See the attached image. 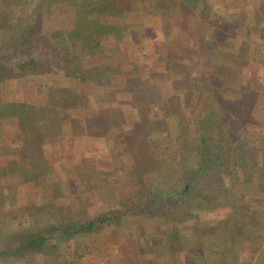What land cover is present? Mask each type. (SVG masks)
Listing matches in <instances>:
<instances>
[{"label": "trees", "instance_id": "trees-1", "mask_svg": "<svg viewBox=\"0 0 264 264\" xmlns=\"http://www.w3.org/2000/svg\"><path fill=\"white\" fill-rule=\"evenodd\" d=\"M174 3L176 4L171 6ZM216 3L217 0H0V28L4 31L3 37L0 34V41L3 40L0 44V126L4 121L12 122L17 125L15 126L17 134L18 129L25 132L26 138L20 140H24L28 147L20 154L23 156L27 154L29 157L39 150L38 145H42L44 139L47 140L44 127L35 125L45 117L50 116L57 122L55 124L60 126V123L64 121L67 123L70 119L80 118L90 121L95 120L98 114L105 113L106 118L102 120L104 124L99 120L104 127V133L108 135V132L117 126L120 133V138L119 134L114 138L120 141L121 146H113L110 154L114 168L125 170L128 174V182L132 185L129 194L120 204V210L126 214L140 211L142 214L144 212L157 217L165 216L167 212L164 211L167 210L165 208L161 210L160 205L153 209L156 199L159 195L162 196L161 189L154 190V188L155 185L161 186L171 181L172 172L183 174V182L180 188H177L178 184H172V187L166 190L164 202L169 205L171 202L177 201L182 204L192 200L198 208H201L207 200L219 202L230 197L232 191L229 186L235 187L246 183L245 178L247 176L248 179L251 172L245 169V161L248 157L246 158L245 155L246 149H243L249 141L246 139L238 141L237 136L248 131L247 136L251 134L252 139L250 144L257 139H260L261 143L264 141V132L261 131L264 130V123H259L261 120L259 116L262 113L259 106L264 102L262 91L264 87H260V75L254 69H252L253 74L250 75L251 80L254 81L252 88L245 86L246 75L241 72V68L249 66V58L248 61L242 58L244 54L241 48L232 49L233 46L236 48L241 43L236 39L243 27L242 6L239 4L240 7L232 12L227 9L228 0L221 1L217 9ZM34 4H36L34 8L28 10V7ZM184 5L187 6V14L192 15L193 18H196V15L200 17L196 28L192 25L188 30L192 39L197 40L199 37V40L194 45L191 43L190 45H193L191 48L188 46L185 50H178L180 53L176 49L166 50L171 53L167 56L162 50L159 52L158 60L166 61L164 67L168 65L171 68L172 59L181 62L183 72L179 68L180 71L174 73L182 77V84L176 83L182 86L174 90V95L168 103L161 101L162 112L154 115L151 101L147 98L151 86L148 84L143 89L141 85L143 82L138 80L151 79L150 83L156 85L158 76L145 78L137 71L139 69L135 68L134 73L128 76L131 82H126L125 85L112 83L113 75L120 68L117 67L118 62L108 50V46L106 47V43L113 37L110 35L111 32L121 37V34H117L121 29L112 26L110 22H123L127 17L149 14L165 15L174 9L182 10ZM72 6H75L78 12L74 21L69 22L72 27L70 24H56L55 19L65 11L71 10ZM13 9L17 11L16 14L13 13ZM231 28L235 34L231 33ZM53 29H58L55 31L58 32L57 37H52L55 41L54 52L52 50L48 52L46 47L50 48L52 42L49 33ZM163 33L166 38L171 35L169 29H165ZM204 34L208 36L207 40L202 38ZM228 37L234 38L228 39ZM31 40H34V43L39 41L38 48H42L45 54L51 55L52 59L40 62L30 56L24 61H19L16 53H26L27 47L29 50L36 48L32 47L34 43ZM61 45L66 47L65 51H62ZM8 48L13 51L7 54L1 52V49ZM235 53L238 57L234 56ZM144 59L148 60L149 57L144 55ZM12 63L14 65L10 66ZM159 65L158 62L153 68L155 73L160 71L158 68H162ZM21 77H27L32 83L38 78L41 82L39 84H51L56 92L42 94L39 102L10 100L8 95H5L8 94V82ZM134 78L136 81L132 84ZM90 86L93 88L89 91ZM228 88L236 90L238 97L233 100L226 98V95H229ZM185 91L191 93V105L184 103L182 93L184 94ZM149 95L152 99L156 98V92L151 91ZM248 97L254 99L253 104ZM96 98L100 103L94 106V102L91 101ZM172 100H176L177 106ZM219 104H228L237 108L239 111L237 113L231 111L230 116L224 113L222 115L226 119L224 122L227 123L229 119L239 125L235 134L215 133L221 136L217 141L213 136H206L211 131H205L206 134L204 131L200 132L206 123H213L215 116L221 114L218 111ZM191 108H194L195 112H192ZM112 115L120 117L119 124L113 120ZM221 125L224 126L225 123ZM83 127L88 130L85 123L82 124V129ZM249 127L255 129V132H249ZM88 132L94 131L88 130ZM14 142L11 143L12 153L8 149L10 147L8 144H0V155L6 156L7 160L5 163L4 160L0 162V178L14 163L18 164L21 160L18 152L15 153L16 145H19L18 140L17 144ZM251 148L256 151L255 155L258 158L251 154L250 161L253 159L254 163L261 162L259 155L264 159V148L262 146L259 148L251 146ZM191 152L199 153L202 160L200 165L194 167L195 159L191 157ZM206 179H210L213 185L208 191L203 183ZM195 198L197 199L194 200ZM56 210L62 212L61 208L56 207ZM247 211L249 212L244 213L240 218H234L235 226H258L257 223L251 225L252 218L253 221L254 218L258 219L256 210ZM9 220L0 216V244L5 246L3 251H0V258H6V253H9L8 255L15 259L26 253L23 254L27 255L23 261L30 263L32 260L29 258H35L41 252L44 254L50 252L41 251L45 242L49 240L46 231L28 235L29 230L24 226V222ZM119 220L111 210L80 223L66 224L63 221L59 236L68 239L82 233L100 232L105 226ZM262 223L264 224L262 221L259 222ZM9 247L11 250L8 251ZM80 256L77 251L75 259Z\"/></svg>", "mask_w": 264, "mask_h": 264}, {"label": "rangeland", "instance_id": "rangeland-1", "mask_svg": "<svg viewBox=\"0 0 264 264\" xmlns=\"http://www.w3.org/2000/svg\"><path fill=\"white\" fill-rule=\"evenodd\" d=\"M45 3V2H44ZM43 3V4H44ZM176 3H174L171 6H174ZM36 4L29 6V9L34 8ZM46 5V4H44ZM183 5V4H182ZM14 7H19V5H13ZM167 6V7H171ZM3 8V4H2ZM76 7L72 6L71 10L65 11L63 14H60L56 19V24L61 25H69L72 27L70 20L74 21V18L76 17V14L78 12L76 11ZM16 10L13 9V13L16 14ZM73 17V18H71ZM139 17V16H136ZM129 17L125 18L124 20H129ZM138 20H141L138 18ZM28 27V25H25ZM52 26V25H51ZM55 26V25H54ZM52 26V27H54ZM4 27V26H3ZM71 27L68 26L69 29ZM8 28V27H6ZM134 28V26H133ZM153 31L152 27H146ZM137 29V28H136ZM58 30V29H57ZM56 29H53L50 33V39L52 40L50 48L48 44L46 46L47 51L50 52L53 51L55 47V41L52 37L56 38L57 31ZM158 31L161 33V29L157 30V28L154 30V32L147 31L145 35H138L136 31H134L131 34V42H129L127 51L121 44L119 46H108V50L113 53L114 57L117 58V67L120 68L119 71H117L113 75L112 83L115 84H126V82H131V79L128 78V76L132 75L134 73L135 68L139 69L137 70L140 74H142L145 78L148 76L155 77L158 76V83L156 85L151 84V79L147 80H138L139 82H143L141 85H143V89L145 87L151 86V89L149 94L152 92H156V98L152 99L150 95H147V98L150 99V104L153 107V114L158 115L161 111V101H170V98L172 95H174V90L176 88H180L182 85V77L179 74H176L174 72L178 71L179 68L182 70L183 66H181V62L177 61L176 59H172L170 61L173 62L172 67L170 68V71L167 73L159 72L155 73L154 69L155 65L159 62L160 65H163L166 61L163 60L160 62V60L154 58V52H158L160 49L162 50V43H159L158 38ZM227 31V30H226ZM229 31V29H228ZM175 32V31H173ZM3 28H0V34L3 37ZM55 34V35H52ZM231 33L235 34V31L231 28ZM146 34L148 36H146ZM155 34V35H154ZM209 34V32H208ZM146 36V37H145ZM229 36V34L227 35ZM145 39L146 43L142 41ZM208 36L204 34L202 38L206 39ZM6 38V37H4ZM229 38V37H228ZM207 40V39H206ZM32 43H34V40H31ZM3 40L0 41V44H2ZM142 42L145 43V45H142ZM39 41L34 43L30 50L28 47L26 48V53H16V58L19 61H24L28 59L30 56H33L37 58L40 62L43 61H49L52 58H50L51 55L45 54L42 50V48H38ZM172 43L177 44L178 40L173 41ZM41 44V43H40ZM196 44V43H195ZM62 46V45H61ZM107 47V45H106ZM197 47V46H196ZM65 46H62V51H65ZM191 48V47H190ZM107 50V49H106ZM13 49L9 48L7 50L1 49V52L4 54H7L9 52H12ZM42 52V53H41ZM54 52V51H53ZM167 52V51H166ZM165 51H163L164 55L167 56ZM128 55L126 58L124 57V54ZM41 54V56L39 55ZM120 54V55H119ZM144 55L148 56L149 59H144ZM171 56V55H169ZM174 57V55H172ZM15 59V58H14ZM170 59V58H169ZM15 62V60H14ZM14 65L13 63L10 64ZM247 65V63L245 64ZM17 67H15L16 69ZM151 68V69H150ZM149 69V70H148ZM172 69V70H171ZM240 69V68H239ZM249 67L244 66L241 68V72L248 73ZM17 70V69H16ZM161 71L162 69L159 68ZM179 70V71H180ZM257 74L260 75L259 82L260 87L264 85V71L261 69L255 68ZM195 73V70H193ZM183 72V70H182ZM136 73V72H135ZM161 75V76H160ZM169 75V76H168ZM150 80V81H149ZM245 80V79H244ZM134 81H136V78L132 79V84H134ZM106 83V81L104 80ZM177 82H181V84L176 85ZM257 82V84H259ZM38 78H36L35 82L32 83L30 79L26 78H17L15 80H12L8 82L7 87V93L5 95H8L10 100H14L17 102L20 101H35L39 102L40 97L46 94L55 93L56 89L51 84L49 85H41L39 84ZM245 86L247 88L252 86V83H254L253 80L248 76V80H246ZM48 84V83H47ZM92 84V83H90ZM93 85V84H92ZM96 85V83H95ZM181 85V86H180ZM98 86V85H97ZM93 87H89L92 89ZM97 88V87H96ZM252 88V87H251ZM98 89V88H97ZM264 92V88H262ZM102 90V89H101ZM89 91H87L89 93ZM229 95H226V98L229 99H235L238 97L236 94V90L228 88ZM190 94L188 91H185V93H182V97L185 100V104L191 105L192 100H190ZM247 97V96H246ZM162 98V100L160 99ZM251 101V103H254V99L251 97H248ZM172 99V98H171ZM43 99V103H44ZM89 102V100H88ZM91 102H94L93 105H97L100 102L97 100V98ZM172 102L177 106L176 100H172ZM140 103L143 104V101L140 100ZM220 105V104H219ZM219 107V112L221 113L218 116H215L213 123H206V125L203 127L200 133L204 131H211L206 134V136H213L216 138L217 141L221 139L220 134L215 133H231L235 134L238 132V125L236 122L234 123L233 120H229L228 122H224L225 116L222 115L228 114L229 116L231 111L234 113H237V108H234L233 106L221 104ZM80 104L78 105V107ZM41 108H45L41 106ZM167 108H169L167 106ZM202 109V107H196ZM177 109V108H176ZM175 109V110H176ZM189 109V108H188ZM98 110V109H95ZM192 112H195L194 108H191ZM45 112V111H44ZM188 113V112H187ZM207 113V112H206ZM105 113L102 112V114H98L97 118L95 120H90L85 122V124L88 126V130H93L94 132H88L86 136L82 135L81 138L75 137L74 131H77L75 129L78 128L77 124L75 123H66L65 121L56 125L54 120L50 116L45 117V119L40 120V123L35 124L36 126H43L46 130L47 134V140L44 139V143L41 145L39 144V150L35 151V154H30L28 157L27 154H20L21 151H23L26 147H28L27 143L21 141L20 139L26 138L24 137L25 132L19 131L20 133H16L15 129L17 125L13 124L12 122L4 121L3 124L0 126V144H8L10 147H8L10 153L12 149L11 143L14 142V140L17 144V140L19 145H16V149L19 155V158H21L20 162L18 164H13L12 167L9 168L8 172L3 174L2 178H0V216L4 219L5 217L9 218V221H14V219L19 220L20 216H23L24 226L29 230V234L38 233L39 231H46L49 240L45 242L43 246V250L41 251H52L54 249H58L61 251L66 250L67 247H69V244L71 243L72 248H76L75 254L78 250L81 256L83 257L84 261L88 262H94L95 259H98V247L96 248L98 242L102 240L103 242L106 240L108 243H112V240L118 239L120 235L122 236V244L124 247H129V232H126L130 227H138V226H149L152 221L155 220H163L165 221V218H172L178 220L182 215H189L193 214L194 217L197 219V221L204 218L205 220H208L212 214H210L211 211L219 210L221 213V222L220 225H226L228 221L232 222L233 224L236 223V220L234 218H240L244 213H248L252 209L254 212L256 210L257 218H254V222L251 223L253 225L254 223L258 224V226H263L264 224H259V222H264V203L261 201L260 196L264 193V159L263 157L259 155L261 162L254 163L253 159L250 161L249 157L251 154L256 157L254 150H252L251 146L254 148H259L262 146L264 148V141L260 139H257L253 142V144H250L251 134H248V131L245 133L243 132V135L240 134L237 136V140L240 141L242 139H246L249 141L246 146H244L243 149H246V161H245V169L250 170L249 178L247 179L246 176V183L240 184L237 186H229L232 191V195L230 197L222 199V203H219L221 201L212 202V200H207L204 202L203 207L198 208L197 204H195V201L189 200L187 203H179V202H171L170 205L164 202V198L166 195V190L170 189L172 187V184L177 185V188H180L181 183L183 182L182 177L183 174L178 172H172L170 175L171 181H167L165 184L161 182V186L155 185L154 190L161 189V195L156 199V204H153V209L156 208V206L160 205L161 210L165 208L164 213L165 216H154L152 214H146L143 212H131V214H126L120 210V204L124 198H126L127 194H129L130 189H132V185L130 184L128 174L125 170H116L114 168V164L112 162L111 158V150L113 146L120 147L121 143L120 141H117L114 137H117L116 134H119V127H114L113 130H110L108 132V135L104 133V127L102 126L101 122L104 124L102 120H105ZM112 114V113H111ZM161 114V113H160ZM200 114V113H198ZM211 114V113H209ZM208 114V115H209ZM201 115V114H200ZM53 116V115H51ZM116 116V115H115ZM112 115L113 120L119 124L121 121L120 117H115ZM197 117V116H196ZM168 118V117H166ZM211 118V117H210ZM101 122H100V121ZM129 120H127L128 122ZM42 122V123H41ZM154 122V120L152 121ZM221 123H225L224 126L221 125ZM150 124V123H149ZM121 125V124H120ZM16 126V127H15ZM68 127L69 131H68ZM63 128V129H61ZM61 129V130H60ZM249 132L254 131L252 127L248 128ZM261 130V129H260ZM229 131V132H228ZM86 132V131H84ZM199 132V131H198ZM21 135V136H19ZM115 135V136H114ZM23 136V137H22ZM244 137V138H243ZM117 138V139H119ZM125 140V138H123ZM75 140L80 147L77 146V148H72V145L70 143ZM116 140V142H114ZM131 140V138H129ZM70 142V143H69ZM123 146V145H122ZM36 149V148H35ZM259 153V152H258ZM73 154V156H70ZM138 154V153H136ZM263 154V153H262ZM232 154H230L231 156ZM136 157L135 155L133 156ZM191 157L195 159L193 162L194 167L200 165V155L199 153L191 152ZM124 160L126 159L123 156ZM138 159V155H137ZM5 163L6 156H3V154L0 155V162ZM257 161V159H256ZM199 162V164H198ZM66 167V169H65ZM107 175L108 180H112L114 184H109L103 186V184L100 183V179H104V176ZM99 176V179H98ZM111 179H110V178ZM253 177V178H252ZM159 182V181H158ZM206 186V189L210 190L213 185L210 182V179H206L205 182H203ZM176 188V189H177ZM94 191L95 198L99 199L101 196H105L102 201L99 202L96 206L90 205V209H85V207L81 204H76V201H79V203L86 204V202H89L88 200L92 199V195H88L87 193H91ZM68 194V195H67ZM78 194V196H77ZM83 194H86L83 196ZM67 195V196H66ZM82 195V197H81ZM69 196V201H67L66 198ZM79 197V200H78ZM106 199L112 200V203L106 204ZM113 199L115 201H113ZM195 198L194 200H196ZM46 201H48L46 203ZM192 201V202H190ZM224 201V202H223ZM58 204L62 206V209L65 211H69L72 213V216H79V217H85L86 215H93L96 213L102 214L107 211H113L116 215V217H119V221L115 222L114 224H110L108 226H105L102 231L100 232H93V233H82L78 234L74 237L70 238H63L60 237L61 232V223L57 222L58 216L62 215L61 211H56V208L54 211H48L43 212L41 209H44L51 203ZM47 205V206H46ZM55 206V205H53ZM87 206V205H86ZM48 208V207H47ZM180 208V210H179ZM36 210L38 213L42 215H36ZM88 210V211H87ZM104 210V212H102ZM56 211V212H55ZM207 211L204 214H201L199 217L200 212ZM5 212V213H4ZM57 212H59L57 214ZM14 213V215L12 214ZM37 213V212H36ZM197 213V215H195ZM27 214V216L25 215ZM98 214V215H99ZM25 215V216H24ZM29 215V216H28ZM192 215V216H193ZM93 218V216L91 217ZM227 218V219H226ZM194 219V218H193ZM192 219V220H193ZM232 219V221H231ZM195 220V219H194ZM193 220V221H194ZM257 220V221H256ZM86 221V220H85ZM75 222L80 223L82 222L80 219L76 218ZM178 222V221H176ZM175 223V222H174ZM175 225H178V223H175ZM52 226H55V229L51 228ZM153 226V225H150ZM171 226V224H170ZM203 226V225H202ZM23 227V225H22ZM44 228V229H43ZM120 229L122 230V234L120 233ZM27 230V231H28ZM26 231V230H25ZM22 232V230H21ZM24 232V231H23ZM1 237V235H0ZM127 244V245H126ZM126 245V246H125ZM88 247H92L95 249L94 254L88 253ZM5 246H2L0 244V251H3ZM10 248V247H9ZM80 248V249H79ZM11 250L8 249V251ZM50 253V252H47ZM6 258H0V264H23L25 261H23L27 255H23L26 253H22L17 258H12L6 253ZM41 254H44L41 252ZM97 255V256H96ZM80 256V257H81ZM96 256V257H95ZM29 258V257H28ZM33 258H29V260H32ZM33 261V260H32Z\"/></svg>", "mask_w": 264, "mask_h": 264}, {"label": "crops", "instance_id": "crops-1", "mask_svg": "<svg viewBox=\"0 0 264 264\" xmlns=\"http://www.w3.org/2000/svg\"><path fill=\"white\" fill-rule=\"evenodd\" d=\"M221 1L217 0L216 9L219 7ZM228 2L229 6L227 9L230 11L233 12V10L239 8V4L242 6L243 10V27H241L240 33L236 39L240 40L241 43L237 45L236 48L233 46L232 49L237 50V48H241L244 54L242 58L247 61L249 58V71L248 73H244V75H246L245 84H247L246 80H248V76L250 77V75L253 74L252 69L255 70V68H257L264 71V0H236L235 2H233V0H228ZM186 8L187 6L184 5L182 8L183 12L179 8V10L174 9L165 15L149 14L139 17H129V20H123V22H110L112 26H118L122 30L116 31L117 34H121V37L111 32L110 35L113 37L109 38L106 45L116 47L121 44L127 51L129 42H131V34L134 31L141 36L145 35L147 31L154 32L157 28V30L161 29V33L158 31L159 34L157 39H159V43L163 45L160 47L162 51H173L172 49H176L177 51L185 50L188 46H193L197 43L196 41L199 40V37L197 40L192 39L190 31L188 30L192 25L196 28L200 18H198L197 15L196 18H193L192 15L187 14ZM138 18L141 20H138ZM147 26L152 27L153 31L146 28ZM165 29L171 31L169 38L164 36L163 32ZM146 36L148 35L146 34ZM143 38L144 37H142V41L145 42L146 40ZM232 38L234 37L228 39ZM176 40H178V44L172 43ZM143 42L142 45L144 46L146 42ZM191 43L193 45H190ZM228 46H230V48L232 47V45ZM160 51L161 49L158 52H154L155 60L158 59ZM127 56L128 55L125 53L124 57L126 58ZM234 56L238 57L237 53H235ZM118 57L115 56L114 58L117 60ZM159 66L162 67L160 68L162 70L159 72H163L164 74L169 72L170 68L168 65L165 67L164 64ZM259 108L262 111L259 116L261 117V122L259 121V123H264V102ZM81 120L80 118L67 120V123L77 124L78 128L75 127L77 131H74V134L75 137L77 136L78 138H81L82 135L86 136L89 134L88 130L84 129L85 127L82 129V124L87 120ZM69 128L70 127H68V131ZM261 131L264 132L263 129ZM70 145H72V148H77V146L80 147L75 140H73ZM70 156H73V154ZM107 180L108 177L105 175L104 179L101 178L99 181L103 186L109 184V182L110 184H114L112 180H108L109 182H107ZM94 191L95 190L91 193H87L89 196L92 195V199L88 200L89 202H86L85 205L75 200L76 204H81L88 210L90 209V205L96 206L99 204L105 196H101V198L97 199L95 198ZM85 195L86 194H83V196ZM260 198L264 203V193ZM66 200L65 202L69 201V196ZM113 201L115 200L113 199ZM47 202L48 201H46V203ZM106 202V204H110L112 200L106 199ZM47 207L43 209V212H52L56 207L62 209V206L54 204L53 202ZM59 212H57V214ZM102 212H104V210ZM206 212L207 211L200 212L199 217ZM99 213L79 217L75 215L72 216V213L62 209V215L58 216L57 222L60 223L64 221L66 224H73L76 218L85 221ZM35 214L40 216L43 213L41 212L40 214L35 212ZM210 214H212V216H210L208 220L202 218L197 221L191 213L189 215H182L178 220L165 218V221H152L149 224L153 226L130 227L126 230V232H129L130 236L128 243L129 247H124L121 235L118 239L112 240V243H108L106 240L104 242L100 240L96 246V248L98 247V259H95L94 262L84 261L82 256L75 259L76 248H72L70 243L69 247H67L66 250L64 249V251L54 249L50 251V254H37L36 257L32 259L33 261L30 263L24 262L23 264H264V225L238 227L233 224L232 219V222L228 221L226 225H220L222 218L219 210L211 211ZM25 215L27 216V214ZM195 215H197V213H195ZM23 218V216H20L19 220L23 221ZM252 219L251 221L254 222ZM174 222L178 223V225H175ZM53 227L55 229V226L51 228L53 229ZM122 230L123 229L119 230L121 234ZM8 249L10 248H7V250ZM88 250L90 254L95 253V249L92 247H88Z\"/></svg>", "mask_w": 264, "mask_h": 264}]
</instances>
